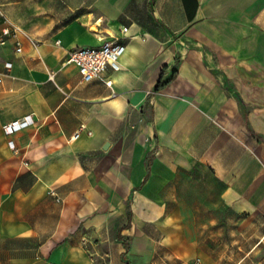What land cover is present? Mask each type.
<instances>
[{
    "label": "crops",
    "instance_id": "0c3cea01",
    "mask_svg": "<svg viewBox=\"0 0 264 264\" xmlns=\"http://www.w3.org/2000/svg\"><path fill=\"white\" fill-rule=\"evenodd\" d=\"M28 4L44 35L0 21V264H264V0ZM113 39L82 81L69 52Z\"/></svg>",
    "mask_w": 264,
    "mask_h": 264
},
{
    "label": "built area",
    "instance_id": "2783aa9c",
    "mask_svg": "<svg viewBox=\"0 0 264 264\" xmlns=\"http://www.w3.org/2000/svg\"><path fill=\"white\" fill-rule=\"evenodd\" d=\"M123 32H127L128 29L123 27ZM6 37L16 38L17 52L22 51V44L17 37V33L12 31L10 28H5L0 35V43L5 44ZM126 51L124 43L119 39L104 40L99 46H87V47H76L71 50L68 54V63L75 64L78 69L82 81L89 82L94 79L102 78L107 69L113 71H119L121 68L120 60ZM6 69L13 67L12 63L5 65ZM50 80L54 81L55 73L51 72L49 75ZM2 82V75L0 74V83ZM107 86H112V81L104 79ZM33 123L31 116L25 119L15 121L5 125L6 135L12 136L17 131L29 126ZM78 134L75 135L76 138ZM9 145L11 149L16 150L15 141H10ZM197 264V263H196Z\"/></svg>",
    "mask_w": 264,
    "mask_h": 264
},
{
    "label": "rangeland",
    "instance_id": "374dc122",
    "mask_svg": "<svg viewBox=\"0 0 264 264\" xmlns=\"http://www.w3.org/2000/svg\"><path fill=\"white\" fill-rule=\"evenodd\" d=\"M28 1L29 0H5L6 3L14 4L15 6H9L10 10L8 11H0V21H4L6 17L22 26L28 34L39 37L44 35L45 31L49 29L44 21L50 13L28 10L27 8L31 7ZM167 264H170V262L168 261Z\"/></svg>",
    "mask_w": 264,
    "mask_h": 264
}]
</instances>
